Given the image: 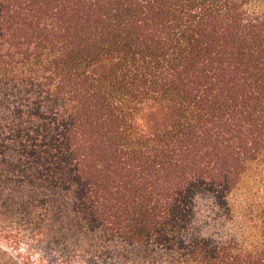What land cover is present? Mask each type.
<instances>
[{"label":"trees","instance_id":"1","mask_svg":"<svg viewBox=\"0 0 264 264\" xmlns=\"http://www.w3.org/2000/svg\"><path fill=\"white\" fill-rule=\"evenodd\" d=\"M0 264H264V0H0Z\"/></svg>","mask_w":264,"mask_h":264}]
</instances>
